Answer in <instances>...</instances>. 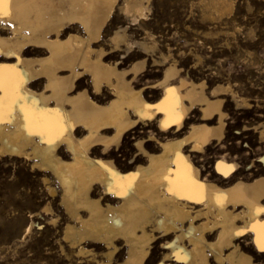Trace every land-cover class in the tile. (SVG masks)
I'll list each match as a JSON object with an SVG mask.
<instances>
[{"label":"bare ground","instance_id":"bare-ground-1","mask_svg":"<svg viewBox=\"0 0 264 264\" xmlns=\"http://www.w3.org/2000/svg\"><path fill=\"white\" fill-rule=\"evenodd\" d=\"M149 3H0V159L40 175L48 199L34 215L48 224L58 196L64 257L76 264H264V152L246 172L229 153L210 172L197 160L224 142L229 101L251 108L250 90L223 61L203 60L205 42L159 45ZM200 3L206 17L232 8ZM244 125L264 141V122Z\"/></svg>","mask_w":264,"mask_h":264},{"label":"rangeland","instance_id":"rangeland-1","mask_svg":"<svg viewBox=\"0 0 264 264\" xmlns=\"http://www.w3.org/2000/svg\"><path fill=\"white\" fill-rule=\"evenodd\" d=\"M231 1L230 11L207 17L203 16L200 0H150L147 11L149 25L159 45L172 43L171 48H175L185 43L193 46L195 42H205L204 47L196 45L203 60L212 57L213 66L223 61L239 88L250 90L253 107L237 109L234 102L229 101L224 142L219 145L213 142L203 156H197L200 168L206 172L213 169L214 160L222 152L234 156L244 172L248 171L250 160L256 157L254 154L264 152V141H259L257 133L243 130L244 124L264 122V0ZM119 20L122 17L117 14L111 27ZM132 30V35L142 32L136 26H132ZM210 40L221 43H206ZM222 41H230L231 47ZM237 43V47L232 45ZM223 54L226 56L220 58ZM117 56L121 57L120 54ZM190 64L193 65L188 60L187 70ZM196 72H203L210 78L213 75L206 67L197 68ZM131 142L130 137L125 138L120 151L115 150V153L121 154ZM243 153L246 157L241 156ZM47 199L40 175L30 169L28 161L0 159V264H76L69 256L64 257L68 251L61 238L65 216L61 214L58 196L51 200L54 212L59 214L55 223L48 224V216L44 213L34 215L42 210ZM31 221V229L27 230ZM60 246L64 248L62 253Z\"/></svg>","mask_w":264,"mask_h":264},{"label":"snow or ice","instance_id":"snow-or-ice-1","mask_svg":"<svg viewBox=\"0 0 264 264\" xmlns=\"http://www.w3.org/2000/svg\"><path fill=\"white\" fill-rule=\"evenodd\" d=\"M0 3H3V0H0ZM3 68L4 66L0 65V90H2L3 88ZM2 101L3 98L0 97V107H2ZM261 227L264 228V225H262Z\"/></svg>","mask_w":264,"mask_h":264}]
</instances>
